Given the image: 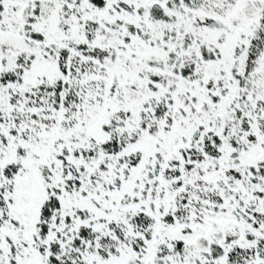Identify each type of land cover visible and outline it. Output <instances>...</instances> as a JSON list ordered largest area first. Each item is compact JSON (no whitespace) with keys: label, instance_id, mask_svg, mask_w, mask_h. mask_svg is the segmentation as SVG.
<instances>
[{"label":"snow or ice","instance_id":"snow-or-ice-1","mask_svg":"<svg viewBox=\"0 0 264 264\" xmlns=\"http://www.w3.org/2000/svg\"><path fill=\"white\" fill-rule=\"evenodd\" d=\"M0 264H264V0H0Z\"/></svg>","mask_w":264,"mask_h":264}]
</instances>
